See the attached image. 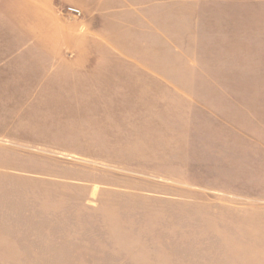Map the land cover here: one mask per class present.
I'll use <instances>...</instances> for the list:
<instances>
[{
	"label": "rangeland",
	"instance_id": "374dc122",
	"mask_svg": "<svg viewBox=\"0 0 264 264\" xmlns=\"http://www.w3.org/2000/svg\"><path fill=\"white\" fill-rule=\"evenodd\" d=\"M161 3L150 33L136 18L109 50L141 64L102 82L133 93L113 103L144 127L114 171L57 145L0 168V264H264V0ZM17 7L0 0V31L21 27Z\"/></svg>",
	"mask_w": 264,
	"mask_h": 264
},
{
	"label": "crops",
	"instance_id": "0c3cea01",
	"mask_svg": "<svg viewBox=\"0 0 264 264\" xmlns=\"http://www.w3.org/2000/svg\"><path fill=\"white\" fill-rule=\"evenodd\" d=\"M13 1L18 7L11 14L21 27L0 31L18 38L0 39V168L26 163L37 146L57 145L46 151L114 171L110 162L117 158L120 137L134 138L129 130L144 127L145 120H135L134 106L113 103L132 92L102 87L141 61L109 50L126 46L113 40L135 32L136 18L146 26L139 31L150 33L146 12L165 0ZM67 6L80 11V20L60 17L57 9ZM103 50L107 56L100 55ZM137 107L144 118L145 108Z\"/></svg>",
	"mask_w": 264,
	"mask_h": 264
}]
</instances>
